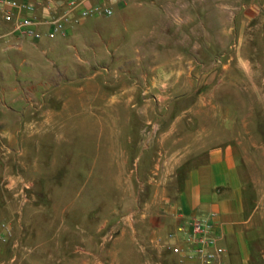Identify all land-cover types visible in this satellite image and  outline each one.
I'll list each match as a JSON object with an SVG mask.
<instances>
[{"label":"crops","instance_id":"0c3cea01","mask_svg":"<svg viewBox=\"0 0 264 264\" xmlns=\"http://www.w3.org/2000/svg\"><path fill=\"white\" fill-rule=\"evenodd\" d=\"M40 1L34 15L41 38L12 33L11 24L0 21V137L11 139L26 130L37 137L63 136L64 121L77 105L96 104L103 98L135 103L148 99L145 94L150 90L156 93V102H163L166 98L163 93L168 90L179 95L181 90L196 86V65H183L181 53H177L181 58L178 61L173 58V62H166L164 47L159 51L158 43L151 45L154 33H163V19L170 17L167 3L121 2L114 15L85 17L51 38L47 34L51 27L49 14L55 8L63 10L67 1L55 0L57 7L47 5L48 0ZM177 22L181 29L184 21L179 18ZM190 27L189 32L196 34L195 25ZM160 38L164 44V37ZM149 47L153 49L152 62L146 60L145 50ZM241 70L244 73L250 69ZM134 73L140 77H133ZM166 73L172 75L168 77ZM227 81L223 78L220 84ZM247 83L252 88L259 86L257 80ZM138 87L144 88V95L138 94ZM200 100L188 111L178 113L167 126L157 127L162 122H156V127L144 128L140 134L138 145L142 154L137 156L144 169V183L151 187L144 208V234L141 233L144 264H181L178 256L158 239H165L169 231L192 215L205 219L212 213H216L213 233L226 248L223 259L227 264H254L257 257H264L260 242L264 232L263 124L254 122L261 119L254 118V112L229 107L230 103L254 105L262 100L249 96L236 97L234 101L227 96L211 95L204 99V112L198 111ZM99 110L97 106V112L92 114H98ZM76 114H80L79 108ZM166 116L169 115L157 114L155 119L165 120ZM152 119L144 115V122ZM68 152L51 144H36L32 150L33 163L38 169L43 159L57 165L60 176L56 183L62 197L77 199L82 190L74 186L76 179L68 174V169L69 164L74 169L76 163L83 161V153L75 157ZM129 158L115 148L107 150L109 166L122 159L127 162ZM60 228L61 233L75 232V236L59 240L61 243L51 248L48 262L86 264L90 258L75 240L80 237L82 240V229L73 224ZM115 256L113 262L118 263Z\"/></svg>","mask_w":264,"mask_h":264},{"label":"rangeland","instance_id":"374dc122","mask_svg":"<svg viewBox=\"0 0 264 264\" xmlns=\"http://www.w3.org/2000/svg\"><path fill=\"white\" fill-rule=\"evenodd\" d=\"M155 1L167 3L171 13L163 19V33H154L151 45L158 43L159 51L164 47L166 62H173V58L178 61L181 58L177 53H181L183 65H196V86L181 90L179 95L168 90L163 93L166 95L163 102H156V93L150 90L145 94L148 99L135 103L103 98L96 104L77 105L64 121L63 136L37 137L28 130L11 139L1 136L0 229L6 222L12 227V235L2 244L0 260L15 257L13 264H54L48 262L51 248L61 243L62 238L75 236V232L61 233L60 227L73 224L83 231L82 240L81 237L75 240L90 258L86 264H144L140 244L144 243L141 235L144 208L151 187L144 183V169L138 160L142 154L138 145L140 134L144 128H153L156 122H162L157 127L167 126L178 113L200 102V98L202 104H197V108L204 112V99L211 95L227 96L234 101L236 97H260L261 103H230L229 107L239 112H254V118L261 117L254 122L263 124L261 141L264 142V0ZM178 17L184 21L181 29ZM188 22L191 27L195 25L196 34L189 32ZM161 36L164 44L160 43ZM145 51L146 60L152 62L153 49L149 47ZM241 69L250 70L243 73ZM223 78L228 81L222 85ZM169 80L165 81L166 87ZM248 80L259 81V86L250 87ZM136 91L144 95V88L138 87ZM97 106L101 110L95 114ZM157 114H168L169 119L156 121ZM144 115L153 118L149 124L144 122ZM254 133L257 134L256 129ZM36 144H51L75 157L83 153V161L76 163L74 169L69 164L68 169V174L76 179L74 186L82 190L79 198L62 197L56 183L60 176L57 165L43 159L41 169L34 166L32 150ZM109 147L130 158L109 166L106 159ZM63 178L66 180L67 176ZM81 181H85L84 185ZM260 242L264 247V232ZM114 256L118 263L113 262ZM254 264H264V257H257Z\"/></svg>","mask_w":264,"mask_h":264},{"label":"built area","instance_id":"2783aa9c","mask_svg":"<svg viewBox=\"0 0 264 264\" xmlns=\"http://www.w3.org/2000/svg\"><path fill=\"white\" fill-rule=\"evenodd\" d=\"M63 10H52L49 14L51 24L47 34L53 38L59 33L66 32L67 26L79 23L88 16H112L116 6L129 0H66ZM42 1L0 0V21L11 24L10 32L22 36L41 38L42 32L37 29V18L34 11ZM53 2V4H52ZM57 7L55 0H48V4ZM50 7V6H49ZM26 11V12H24ZM1 37V33H0ZM3 165L0 163V173ZM216 213L210 218L192 215L187 221H181L174 230L168 232L165 239L158 241L169 247L178 256L181 264H227L223 257L226 251L218 237L213 233ZM12 235V227L4 222L0 229V252L2 244ZM15 257L8 261L0 260V264H13Z\"/></svg>","mask_w":264,"mask_h":264}]
</instances>
